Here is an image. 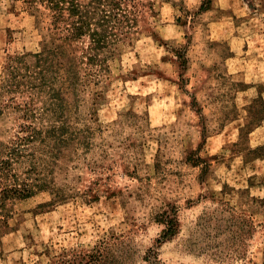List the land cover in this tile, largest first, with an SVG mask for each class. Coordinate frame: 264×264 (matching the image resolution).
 <instances>
[{
  "label": "rangeland",
  "instance_id": "rangeland-1",
  "mask_svg": "<svg viewBox=\"0 0 264 264\" xmlns=\"http://www.w3.org/2000/svg\"><path fill=\"white\" fill-rule=\"evenodd\" d=\"M204 2L141 0L133 43L74 75L0 0V160L49 191L5 203L0 264H145L173 207L160 264H264V0Z\"/></svg>",
  "mask_w": 264,
  "mask_h": 264
},
{
  "label": "trees",
  "instance_id": "trees-1",
  "mask_svg": "<svg viewBox=\"0 0 264 264\" xmlns=\"http://www.w3.org/2000/svg\"><path fill=\"white\" fill-rule=\"evenodd\" d=\"M209 2L210 0H206L199 12L206 11ZM22 4L37 20L47 19L48 40L44 53L49 66L52 67L54 59L66 58L69 65H64L63 68L75 75L77 65L82 62L90 68L95 67L92 72L94 74L107 71L106 63L118 47L124 43H133L141 0H22ZM174 53L183 69L187 64L184 48ZM24 57V54L10 57L8 68H11L12 62H22ZM46 134V138L50 140L58 137L55 130ZM16 151L11 147L7 148L5 158L0 160V220L7 201H23L39 192L49 193L45 184H38L39 182H35L37 180L28 183L14 173L12 166ZM158 221L163 229L155 241L157 247L145 252L142 258L145 264H160L158 246L170 241L179 232L174 207L164 211Z\"/></svg>",
  "mask_w": 264,
  "mask_h": 264
}]
</instances>
